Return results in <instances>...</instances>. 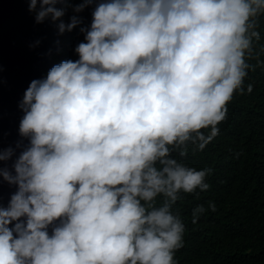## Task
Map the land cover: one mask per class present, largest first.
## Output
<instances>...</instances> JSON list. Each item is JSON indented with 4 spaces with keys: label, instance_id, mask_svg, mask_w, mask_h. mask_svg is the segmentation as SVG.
<instances>
[{
    "label": "clouds",
    "instance_id": "1",
    "mask_svg": "<svg viewBox=\"0 0 264 264\" xmlns=\"http://www.w3.org/2000/svg\"><path fill=\"white\" fill-rule=\"evenodd\" d=\"M28 2L38 24H79L62 21V0ZM92 4L78 59L31 81L20 104L28 144L0 167L17 189L0 206V264H177L174 205L210 174L177 157L202 151L245 91L264 0H82L74 11Z\"/></svg>",
    "mask_w": 264,
    "mask_h": 264
},
{
    "label": "trees",
    "instance_id": "2",
    "mask_svg": "<svg viewBox=\"0 0 264 264\" xmlns=\"http://www.w3.org/2000/svg\"><path fill=\"white\" fill-rule=\"evenodd\" d=\"M81 3L63 0L58 8L64 10L65 25L72 17L79 24L60 33V21L55 22L62 42L52 56L55 65L78 59L75 48L84 42L81 28L90 26L95 8L92 4L75 12ZM257 31L260 39L253 42L247 58L251 67L243 82L245 91L234 93L218 135L202 151L190 148L186 156L177 157L197 170L210 169L209 188L182 194L174 205L185 224L184 246L174 255L177 264H264V16ZM201 205L205 212L193 224L192 210Z\"/></svg>",
    "mask_w": 264,
    "mask_h": 264
},
{
    "label": "water",
    "instance_id": "3",
    "mask_svg": "<svg viewBox=\"0 0 264 264\" xmlns=\"http://www.w3.org/2000/svg\"><path fill=\"white\" fill-rule=\"evenodd\" d=\"M61 44L55 23L51 18L36 23L28 0H0V151L13 150L11 159L0 167L11 171L28 144L19 134L24 115L20 104L31 81L46 78L45 71L55 65L52 56ZM16 190L0 179V206L6 208Z\"/></svg>",
    "mask_w": 264,
    "mask_h": 264
}]
</instances>
